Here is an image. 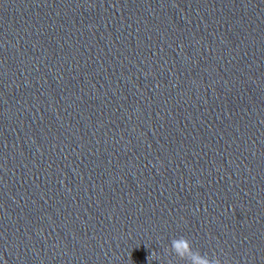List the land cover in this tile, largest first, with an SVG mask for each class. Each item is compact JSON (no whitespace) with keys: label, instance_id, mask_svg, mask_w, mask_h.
I'll return each mask as SVG.
<instances>
[{"label":"clouds","instance_id":"obj_1","mask_svg":"<svg viewBox=\"0 0 264 264\" xmlns=\"http://www.w3.org/2000/svg\"><path fill=\"white\" fill-rule=\"evenodd\" d=\"M165 253L169 256L174 255L178 260L185 261L186 264H222L218 256L209 258L207 254H201L198 250H194L192 241L187 237L180 236L179 238H173L170 246L165 248ZM159 260L160 255L152 251L150 255L146 257L147 261ZM171 264V262H169Z\"/></svg>","mask_w":264,"mask_h":264}]
</instances>
